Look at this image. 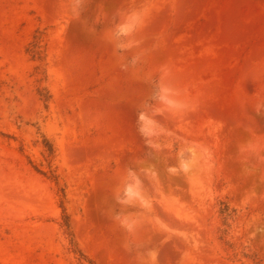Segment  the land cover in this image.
<instances>
[{"label": "rangeland", "instance_id": "374dc122", "mask_svg": "<svg viewBox=\"0 0 264 264\" xmlns=\"http://www.w3.org/2000/svg\"><path fill=\"white\" fill-rule=\"evenodd\" d=\"M65 7L0 0V264H86L60 226L56 192L26 159L43 160L39 116L57 147L74 242L95 264H134L116 211L139 220L137 238L158 250V264H264V115L254 111L264 101V0H86L95 36ZM131 9L149 16L124 54L141 59L125 71L107 35L117 11ZM37 31L42 63L26 51ZM158 80L188 108L153 102ZM39 87L52 95L48 110ZM148 104L152 147L137 124ZM248 141L259 158L239 153ZM189 146L210 158L172 173ZM126 185L142 190L146 208L116 202Z\"/></svg>", "mask_w": 264, "mask_h": 264}, {"label": "clouds", "instance_id": "9594fccd", "mask_svg": "<svg viewBox=\"0 0 264 264\" xmlns=\"http://www.w3.org/2000/svg\"><path fill=\"white\" fill-rule=\"evenodd\" d=\"M85 5L86 0H66L64 11L72 21L80 22L82 30L86 34L95 36V22L89 23L83 16ZM116 16L117 22L109 30L107 39L113 45L121 69L127 71L130 66L135 67L141 59L139 55H136L129 60L124 54L139 46L140 42L135 39V35L146 24L149 12L147 9L118 10ZM154 88L153 102L162 103L167 110L177 113L188 108L187 104L178 102L175 99L179 93L168 83L158 80L154 83ZM151 109V104L145 105L138 112L137 117L138 131L145 137L150 147L154 146L151 143V138L155 134L156 126ZM254 111L257 115H264V101H258L254 106ZM238 151L245 158L252 156L259 158L260 148L257 143L248 141L240 145ZM206 158H210V151L206 147L189 146L180 151L178 168L173 167L170 171L176 173L179 170L189 175L205 163ZM115 199L122 206L133 204H139L144 208L148 206L147 198L142 190L133 191L127 185L119 195L115 196ZM111 218L126 234L122 247L133 258L134 264H158V250L154 247L146 246L137 238L140 228V222L137 218L122 211L114 212Z\"/></svg>", "mask_w": 264, "mask_h": 264}, {"label": "trees", "instance_id": "16d2710c", "mask_svg": "<svg viewBox=\"0 0 264 264\" xmlns=\"http://www.w3.org/2000/svg\"><path fill=\"white\" fill-rule=\"evenodd\" d=\"M42 34L37 31V33L34 35L33 40L29 43L27 46V53L30 55L33 61L42 63L45 59V51L43 50V47L41 46L42 42ZM38 71V75L40 76L38 82H42L45 78V71L41 69V66H38L36 68ZM38 95L41 99V101L44 104L45 110L49 109V104L52 100V95L50 91L46 87H39L38 88ZM45 117L37 118V120L33 123V126L37 132V135L39 137V141L37 142L41 147V156H42V163L40 165H36L29 156L26 157L28 164L32 166V168L35 170V172L43 177L46 181H48L52 187L53 190L56 192V196L59 201V207L62 210L61 219H60V226L63 230L66 231L67 235L70 238V244L74 249V252L79 257V261L86 264H95L94 259L84 253L82 250L77 248V245L74 242V235L72 233L71 229V223H70V215L67 210V201H68V190L66 184L63 182L61 175L59 173V168L57 166V147L55 145L54 140L48 135V133L45 130ZM9 139L17 141L15 136H8ZM19 151L22 155L25 156V146L24 142L20 144ZM227 209H223L220 211V214L222 215L225 222L229 219L227 214ZM225 234V232H224ZM224 240V238H222ZM228 242H226L227 244ZM230 246V244H227ZM236 256H233V258Z\"/></svg>", "mask_w": 264, "mask_h": 264}]
</instances>
